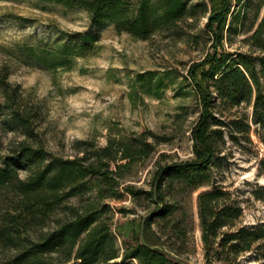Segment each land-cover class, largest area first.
Listing matches in <instances>:
<instances>
[{
    "label": "trees",
    "instance_id": "trees-1",
    "mask_svg": "<svg viewBox=\"0 0 264 264\" xmlns=\"http://www.w3.org/2000/svg\"><path fill=\"white\" fill-rule=\"evenodd\" d=\"M43 1L85 10L94 26L113 25L118 32L141 40L207 15L204 30L213 39L214 49L188 73L202 108L193 129L195 157L161 167L152 188L139 191L152 198L156 209L138 227L120 231L122 248L113 221L103 209L93 202L80 206L73 200L95 189L102 192L104 185L114 188L120 182L113 163L117 168L129 166L134 154L124 153L122 160L127 159L128 164L123 165L116 162L109 148L96 159L87 155L64 158L50 152L36 139L38 109L28 108L20 87L0 73L2 128L24 135L12 154L6 155L1 154L0 137V264H194L183 258L184 247L174 240H183L193 231L194 213L191 207H179L170 196L200 188H207L198 195L207 264H234L233 258L255 245L264 259V223L239 226L242 205L215 179V170L225 158L219 155L218 145L224 128H212L215 124L229 127L236 141L251 139L252 132L264 141V0H259L253 20L250 0ZM241 33H251L250 51L223 47L226 38ZM78 36L81 49L90 48L99 37L98 31ZM76 46L64 43L56 54L42 48L37 58L47 66L61 64L62 56ZM156 78L161 86L171 76H150L151 81ZM243 104L253 107L252 121L249 115H237L228 122L216 115L217 109L225 116L224 111ZM126 190L137 194L133 187ZM180 208L184 217L177 219Z\"/></svg>",
    "mask_w": 264,
    "mask_h": 264
},
{
    "label": "rangeland",
    "instance_id": "rangeland-1",
    "mask_svg": "<svg viewBox=\"0 0 264 264\" xmlns=\"http://www.w3.org/2000/svg\"><path fill=\"white\" fill-rule=\"evenodd\" d=\"M250 1L253 20L259 0ZM207 21V15L190 18L141 40L118 32L113 25L94 26L82 9L43 0H0V73L20 87L28 108L38 109L36 139L64 158L87 155L96 159L109 148L116 162L125 165L128 160H122L123 154H134L129 166L117 168L113 163L120 182L114 188L104 185L102 192L95 189L73 200L80 206L93 202L103 209L113 221L121 248L124 237L120 231L138 227L156 209L152 198L139 191L152 188L161 167L195 157L193 129L202 108L188 73L214 49L213 39L204 30ZM96 31L98 40L81 49L78 34ZM250 34L226 38L223 47L250 51ZM64 43L77 46L62 56L61 64L47 66L38 60L42 48L56 54ZM151 75L171 78L157 86V78L151 81ZM3 99L0 91V101ZM220 111L216 115L225 122L237 115H249L253 120V107L246 104L224 111L225 116ZM3 122L4 118L0 121L1 154H12L24 135L4 132ZM212 128H224L218 145L219 155L225 158L215 170V179L242 205L238 225L264 223V141L255 132L249 140L236 141L229 127L215 124ZM127 186L137 194L127 191ZM206 189L170 196L179 207H191L194 213L193 231L183 240L174 238L184 247L183 258L194 264H207L198 215V195ZM183 217L180 208L176 218ZM153 228L158 229L157 224ZM257 251L255 245L233 258L234 264H264Z\"/></svg>",
    "mask_w": 264,
    "mask_h": 264
}]
</instances>
